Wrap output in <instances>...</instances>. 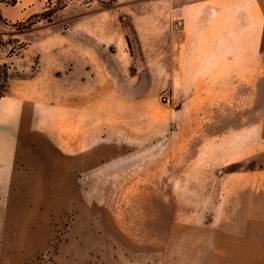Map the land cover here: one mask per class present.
<instances>
[{
	"label": "crops",
	"instance_id": "1",
	"mask_svg": "<svg viewBox=\"0 0 264 264\" xmlns=\"http://www.w3.org/2000/svg\"><path fill=\"white\" fill-rule=\"evenodd\" d=\"M47 1L0 0V9L29 17ZM79 5L68 3L65 37L57 38L66 43V60L42 58L48 69L10 82L0 98L6 187L18 190L34 216H75L60 264L78 260L86 237L108 235L96 222L102 216H172V188H202L199 174H221L220 167L233 163V117L209 137L178 132L188 125L197 130L206 110L227 115L248 106L251 86L264 74L262 0ZM161 93L172 96V104L164 103L170 107L162 106ZM188 172L194 177L186 181ZM252 172L253 182L231 173L210 185L217 196L224 190L211 216H222L217 224L228 234L246 236L252 223L264 227V167ZM230 221L241 231L231 232Z\"/></svg>",
	"mask_w": 264,
	"mask_h": 264
},
{
	"label": "rangeland",
	"instance_id": "2",
	"mask_svg": "<svg viewBox=\"0 0 264 264\" xmlns=\"http://www.w3.org/2000/svg\"><path fill=\"white\" fill-rule=\"evenodd\" d=\"M71 1L49 0L29 17L0 9L4 18V22L0 21V43L3 44L0 45V62L10 65L9 85L48 69L42 58L66 60V43H58L57 38L65 37L66 6ZM75 1H79L82 8L83 3L91 1L106 6L119 0ZM60 4L66 6L48 19L45 11ZM261 60L264 63V33ZM161 96L162 93L159 101L164 104ZM171 113L173 122L176 116L173 109ZM203 117L204 123L197 130L195 125H188L182 126L178 133L198 131L206 136L221 133L226 130L227 119L230 123L233 117L235 161L220 167L221 174L218 171L199 174L203 183L197 184L203 185L202 188H172V216H136L135 220L130 216H126V220H121V216L114 220L102 216V220L96 222L101 232L106 231L108 235L86 237L85 251L78 252V260L66 264H264V227L252 223L246 236L228 234L217 224L222 216H211L216 202H222L224 190L219 189L217 196V190L210 188L211 184L226 182L225 174L247 176L253 182L257 177L252 171L264 167V74L252 84L248 106H236L227 115L226 110H206ZM222 118L224 123L221 124ZM211 143L204 141L208 150ZM180 144L183 142H172V145ZM174 148L172 146V150ZM209 154L204 152L205 157ZM191 177L194 174H185L186 181ZM6 184V174L0 172V264H60L59 250L68 241L75 216L68 211L59 216H34L28 212L25 200L21 202L18 190L9 189ZM251 201L257 206L260 203L258 197H251ZM184 211L186 216H174ZM239 226L233 221L226 224L231 232L241 231ZM69 255L66 253V257ZM62 259L68 262L67 258Z\"/></svg>",
	"mask_w": 264,
	"mask_h": 264
},
{
	"label": "trees",
	"instance_id": "3",
	"mask_svg": "<svg viewBox=\"0 0 264 264\" xmlns=\"http://www.w3.org/2000/svg\"><path fill=\"white\" fill-rule=\"evenodd\" d=\"M113 3H109L106 7H111ZM66 5L60 4L56 8L52 10H47L45 13L48 14V19H50L58 10L63 9ZM0 21L4 22L3 15L0 12ZM0 45H3L0 43ZM21 49V48H20ZM9 80H10V65L7 62H0V98L6 95L9 87Z\"/></svg>",
	"mask_w": 264,
	"mask_h": 264
},
{
	"label": "built area",
	"instance_id": "4",
	"mask_svg": "<svg viewBox=\"0 0 264 264\" xmlns=\"http://www.w3.org/2000/svg\"><path fill=\"white\" fill-rule=\"evenodd\" d=\"M182 25V21L178 20L176 23V26L180 27ZM162 101L166 104H172V96L168 93H163L162 96Z\"/></svg>",
	"mask_w": 264,
	"mask_h": 264
}]
</instances>
